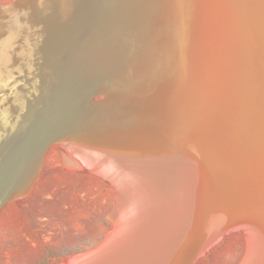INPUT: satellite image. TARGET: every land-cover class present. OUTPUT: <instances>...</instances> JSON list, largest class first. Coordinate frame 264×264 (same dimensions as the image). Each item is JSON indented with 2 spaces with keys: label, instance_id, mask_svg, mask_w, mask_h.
<instances>
[{
  "label": "bare ground",
  "instance_id": "1",
  "mask_svg": "<svg viewBox=\"0 0 264 264\" xmlns=\"http://www.w3.org/2000/svg\"><path fill=\"white\" fill-rule=\"evenodd\" d=\"M62 142L119 200L62 264H191L230 224L264 264V0L0 8V213Z\"/></svg>",
  "mask_w": 264,
  "mask_h": 264
},
{
  "label": "rangeland",
  "instance_id": "2",
  "mask_svg": "<svg viewBox=\"0 0 264 264\" xmlns=\"http://www.w3.org/2000/svg\"><path fill=\"white\" fill-rule=\"evenodd\" d=\"M69 146L54 144L29 192L1 210V264H62L95 248L113 227L119 215L117 188L80 157L74 155L79 164L65 155H73ZM240 225L202 247L191 264H245L250 241Z\"/></svg>",
  "mask_w": 264,
  "mask_h": 264
},
{
  "label": "water",
  "instance_id": "3",
  "mask_svg": "<svg viewBox=\"0 0 264 264\" xmlns=\"http://www.w3.org/2000/svg\"><path fill=\"white\" fill-rule=\"evenodd\" d=\"M18 0H10L9 2H6V3H3V4H0V8H7V7H10V6H12L15 2H17ZM95 98H97V99H95ZM101 98V93H97V94H94L92 97H91V100L93 101V102H96V101H99L98 99H100ZM63 133V132H62ZM61 132L59 133V134H57L56 136H54L53 138H52V140L51 141H53V140H55L56 138H58V137H60L61 136V134H62ZM63 135V134H62ZM67 136V135H66ZM66 136H63V138H66ZM69 136V135H68ZM69 137H72V136H69ZM59 139H61V138H58V139H56V140H59ZM160 139V138H159ZM162 144H163V146L167 149V148H170L169 146H167L166 147V143L163 141L162 142ZM156 147H158L157 145H156ZM42 151H43V149H42ZM42 151H41V153H42ZM189 154V156H192V157H195L193 154H192V152H189L188 153ZM192 157H190V158H192ZM161 160H163V158L161 159ZM162 162V161H161ZM167 166V165H166ZM154 169H156V168H154ZM164 173H165V171H166V173H167V170H164V169H161ZM164 175V174H163ZM160 178H162V176H160ZM158 180V179H157ZM158 181H161V180H158ZM236 225H238V224H230L229 226L230 227H228V229H231V228H233V227H235ZM204 246V245H203ZM202 246V247H203ZM202 247H200V249L199 250H201L202 249ZM193 261V260H192Z\"/></svg>",
  "mask_w": 264,
  "mask_h": 264
},
{
  "label": "crops",
  "instance_id": "4",
  "mask_svg": "<svg viewBox=\"0 0 264 264\" xmlns=\"http://www.w3.org/2000/svg\"><path fill=\"white\" fill-rule=\"evenodd\" d=\"M115 188V187H114ZM116 195H118V193H117V191H116ZM117 198H118V196H117ZM83 253V252H82Z\"/></svg>",
  "mask_w": 264,
  "mask_h": 264
}]
</instances>
